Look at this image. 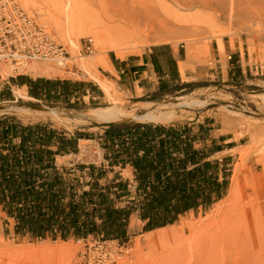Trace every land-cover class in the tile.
Returning a JSON list of instances; mask_svg holds the SVG:
<instances>
[{
	"label": "rangeland",
	"instance_id": "374dc122",
	"mask_svg": "<svg viewBox=\"0 0 264 264\" xmlns=\"http://www.w3.org/2000/svg\"><path fill=\"white\" fill-rule=\"evenodd\" d=\"M15 1L58 44L62 42L61 32L70 30L78 48L75 58L74 52L68 53L65 69L55 63H32L50 66V77L3 67L6 85L0 95V108L14 103L63 110L57 119L0 111V130L5 132L0 137V202H5L0 203V252L11 251L3 264H264V232L257 199L264 194V167L259 162L264 155V73L259 75L260 70L259 74L248 75L262 79L258 85L248 77L237 88L219 83L212 76L218 54L227 75L228 45L233 50L237 46L245 48L251 64L264 67V7L258 13L253 10L246 17L231 20L217 17L209 9L177 8L168 0H132L137 7L142 2L157 3L162 17L169 18V26L142 34L129 29L122 36L118 34L121 27L113 18V10L125 3L134 6L131 0H116L114 5L100 0H39L40 4L36 0ZM191 36H195L198 55L187 63L189 77H184V81L189 82L188 88L181 91V85H177L169 96L132 98L104 76L109 77L110 69L97 67L91 71L116 89L115 98L104 96L78 64L77 57L87 58L110 49L105 39L133 43L123 56H117L114 50L104 54L110 67L115 57L140 58L146 48L158 44L181 48L186 61V40ZM22 82L31 85L19 86ZM19 91L31 101L18 99ZM89 92H97L101 98L84 99ZM183 100L204 104H195L193 110L177 108V118L164 124L133 121L108 125L78 116L115 103L127 113L142 114L148 103ZM194 151L202 154H195L196 162L209 158V171L219 178L222 188L213 193L216 201L207 209L201 207L180 216L173 225L147 231L140 210L145 190L152 191L159 179L179 174L178 161L190 160ZM164 168L169 171L165 173ZM188 168H192L190 162ZM236 173L243 192L253 195L254 202L242 195L238 204L227 201ZM9 184H17V188L28 192L42 184L63 190L58 193L59 200L67 206V218H73L72 211L78 210L77 226L68 227L65 233L57 231L44 236L28 229L18 233L15 216L23 213L26 206L30 212L32 206L23 196L20 202L13 201L17 188H10ZM220 193L222 197L217 199ZM218 207L225 210L214 214ZM46 210L45 207L44 213ZM91 215L93 233L83 235L82 226L89 225L84 219ZM105 216L128 221L126 234L118 239L115 234L107 237L106 231L97 229ZM9 217H14L13 226ZM44 226L36 228L43 230ZM161 229L166 230L158 232Z\"/></svg>",
	"mask_w": 264,
	"mask_h": 264
},
{
	"label": "bare ground",
	"instance_id": "6f19581e",
	"mask_svg": "<svg viewBox=\"0 0 264 264\" xmlns=\"http://www.w3.org/2000/svg\"><path fill=\"white\" fill-rule=\"evenodd\" d=\"M27 3L26 0H23ZM116 0H100L101 3L105 4H113ZM138 1V0H136ZM177 8H190V7H199L203 9L212 10L215 13V16L221 15V17L234 19L237 17H246L250 14L251 11L255 10L258 13L264 7V0H168ZM25 3V5H26ZM37 4H40L39 0H36ZM131 3L134 5V1L131 0ZM137 3V2H136ZM131 5V4H130ZM127 3L124 4L123 7H117L113 10V18L119 23L121 27L118 30L119 35H125L126 31L129 29H133L137 34L142 33H150L155 32L157 30H166L169 26V18L166 16L162 17L160 7L157 3L148 2L145 4L144 2L138 3L140 7L130 6ZM44 16V14H42ZM62 42L60 45H64L65 50L68 53H73V58L76 57L75 50L78 48L77 39L74 34L71 33L70 30L61 32ZM195 36H191L187 43V60L183 61L179 65L180 73L183 77L188 72L187 63L193 61L197 58V49L195 47L196 39ZM98 38V36H97ZM99 40V38H98ZM93 41V40H92ZM107 47L114 50L117 53V56H123L124 51L128 49L129 45H132V40L127 41L126 43H120L112 39H105ZM63 46V47H64ZM218 46L223 48L221 42L218 43ZM107 50V51H108ZM107 51H103L102 54H96L94 56L85 57H77L78 64L82 67V69L86 72L87 75L91 77L93 81H95L100 89L104 92L106 96H110L111 98H115L116 89L114 85H111L106 81L102 76L98 75L95 71L97 67H103L112 70L110 67V63L108 62V58L104 55ZM69 61V60H68ZM68 65V64H67ZM59 67V66H58ZM60 68V67H59ZM21 70H25L28 73H32V75H38L42 77H50L52 76V68L48 65L40 66L32 63H25L20 67ZM60 69H65L62 67ZM17 98L28 99L22 92L16 93ZM204 104V102L200 101H188L183 100L180 102H166V103H148V107L146 111L142 114L135 113H127L117 106H109L96 108L91 110L89 113H81L78 116L85 120L96 121L99 124H108V125H122L129 122H141V123H169L177 118L176 109L182 108L185 110H193V106L195 104ZM1 112L7 113L8 111L19 112V113H35L43 118H51L57 119L59 118V113L63 110L59 108H52L45 106L43 108L32 107V106H21L17 104H6L0 108ZM262 141L264 144V133L262 134ZM263 153H264V145H263ZM260 165L264 167V155L260 159ZM264 177V175H262ZM242 181L238 173L233 176L232 179V188L230 190V196L227 201L233 203H239V196L242 195L244 198H249L251 202L255 201L253 195H246L244 190L242 189ZM262 196V198H260ZM259 199V209L258 213L260 216V224L261 229L264 232V194H262ZM225 210V207H218L213 213H220V210ZM172 228H174L172 226ZM166 229H161L158 232H163ZM0 256V264H3L4 257H8L11 255V251L8 249H2Z\"/></svg>",
	"mask_w": 264,
	"mask_h": 264
},
{
	"label": "trees",
	"instance_id": "16d2710c",
	"mask_svg": "<svg viewBox=\"0 0 264 264\" xmlns=\"http://www.w3.org/2000/svg\"><path fill=\"white\" fill-rule=\"evenodd\" d=\"M25 83L31 85L28 82H22L21 84ZM195 154H198L196 156H202L200 151H194L190 156V160L180 159L178 161L181 170L179 174L167 176L164 180L159 179L152 191L145 190V197L140 204V210L142 211L141 219L147 222V231L173 225L180 216L190 211H198L201 207L207 209L216 201V198H213V193L215 191L219 192V189L222 188L219 178L217 174L209 171L212 166L208 161L209 158L205 157L196 162L194 159L196 158ZM188 162L192 164L193 168H188ZM168 171L169 169L164 168L165 173ZM202 171L205 172L204 175ZM153 176L151 175V177ZM9 186L10 188H17V184H9ZM43 188L44 191H42ZM62 191L44 184L36 185L31 192L17 188L13 194V201L20 202V197L23 196L25 200H28V204L32 206L30 212L27 211L26 206L23 213L15 216L18 221L17 232L23 233L28 229L35 235L44 236L49 233H57V231L65 233L68 227H76L77 221L80 219L77 216L78 210L72 211L73 218H67V206L59 200L58 193ZM222 194L220 193L217 199H220ZM49 198L51 200H48ZM0 203L4 204L5 202L1 200ZM45 207L47 210L44 213L43 209ZM105 217V221L97 229L101 228L106 231L107 237L115 234L116 237H119L118 239L126 234L128 221H123L119 217ZM64 222H68V224L64 225ZM84 223H89V225L82 226L84 227L82 228V234L93 233L94 216L91 215L84 219ZM43 224H46L43 230L42 228L37 230V225ZM116 226L117 228H115Z\"/></svg>",
	"mask_w": 264,
	"mask_h": 264
},
{
	"label": "crops",
	"instance_id": "0c3cea01",
	"mask_svg": "<svg viewBox=\"0 0 264 264\" xmlns=\"http://www.w3.org/2000/svg\"><path fill=\"white\" fill-rule=\"evenodd\" d=\"M225 50L229 57L227 75L224 73L220 54L217 55L216 69L212 74L214 79H217L219 83L229 84L231 87L237 88L250 77L248 76L249 74H259L261 70L259 75H263V65L257 63L251 64L245 48L242 49L240 46H237L236 50H233L232 46L228 45L225 47ZM183 61L185 60L183 59L181 48L175 49L168 44H158L146 48L140 58L123 60L115 57L111 61L112 70L109 72V77L104 76L109 81L115 82L118 86L122 87L126 93L131 94L132 98L143 99L145 96L150 97L154 94L169 96L171 92H175L177 85H181L179 89L181 91L188 88L189 82L184 81V77L179 70V65ZM219 69H221V72L218 71ZM185 77H189V72H187ZM250 79L255 82V85H258V82L262 81V79L257 78L252 79L250 77ZM185 83L187 84L185 85ZM19 86L29 87L27 83L20 84ZM102 93L106 96L104 92ZM87 97L90 98V101L101 98L97 92H89L88 95H85L84 99ZM4 133V130H0V137H4ZM8 219L13 226V223H15L14 218L9 217Z\"/></svg>",
	"mask_w": 264,
	"mask_h": 264
},
{
	"label": "built area",
	"instance_id": "2783aa9c",
	"mask_svg": "<svg viewBox=\"0 0 264 264\" xmlns=\"http://www.w3.org/2000/svg\"><path fill=\"white\" fill-rule=\"evenodd\" d=\"M89 42L92 46V39ZM69 59L65 48L15 0H0V95L6 85L4 66L15 71L25 63H55L66 68Z\"/></svg>",
	"mask_w": 264,
	"mask_h": 264
}]
</instances>
